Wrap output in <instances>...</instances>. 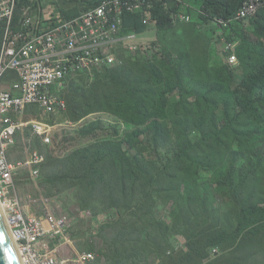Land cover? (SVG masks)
Returning a JSON list of instances; mask_svg holds the SVG:
<instances>
[{
  "label": "trees",
  "instance_id": "16d2710c",
  "mask_svg": "<svg viewBox=\"0 0 264 264\" xmlns=\"http://www.w3.org/2000/svg\"><path fill=\"white\" fill-rule=\"evenodd\" d=\"M194 1L204 14L184 8L188 24L173 21L183 6L172 0L146 8L148 26L126 16V33L155 29L151 47L118 48L116 63L70 77L61 93L71 122L99 115L87 128L95 140L46 166L39 153L41 163L16 176L45 175L92 215L115 211L119 221L105 227L123 230L110 264H264V10L220 29L209 22L232 19L246 0ZM37 7L18 0L15 26ZM205 25L218 28L224 47L237 44L236 66L217 60ZM36 112L27 108L23 120ZM214 247L221 254L210 259Z\"/></svg>",
  "mask_w": 264,
  "mask_h": 264
},
{
  "label": "built area",
  "instance_id": "2783aa9c",
  "mask_svg": "<svg viewBox=\"0 0 264 264\" xmlns=\"http://www.w3.org/2000/svg\"><path fill=\"white\" fill-rule=\"evenodd\" d=\"M184 6L185 0H172ZM154 0H100L94 7L72 19L54 21L50 15L40 17L34 9H27L23 21L15 26L18 0H0V27L3 40L0 47V205L10 228L23 264H89L91 253L59 256L56 247L66 236L69 227L64 216L30 215L16 188V176L41 163L38 152L28 159L13 162L9 150L15 136L23 128L31 127L44 144L50 142L51 127L39 120H23L27 108L38 107L44 116L65 115L67 105L61 98L66 81L77 74L93 72L118 60V48L135 52L139 46L136 32H125L128 15H144ZM264 10V0H246L230 19L215 18L214 23L227 27L233 20L250 23ZM173 21L189 23L191 16L172 14ZM143 24L151 22L144 18ZM226 62L238 63L235 46L228 44ZM13 76L15 78H13ZM39 170L32 175L38 177ZM37 204V200H30ZM89 214V213H86ZM90 215V214H89ZM55 247V248H54ZM221 252L209 250L210 259Z\"/></svg>",
  "mask_w": 264,
  "mask_h": 264
},
{
  "label": "rangeland",
  "instance_id": "374dc122",
  "mask_svg": "<svg viewBox=\"0 0 264 264\" xmlns=\"http://www.w3.org/2000/svg\"><path fill=\"white\" fill-rule=\"evenodd\" d=\"M32 1L37 2L38 7L34 9V11H36L40 17L44 18L50 15L54 21L64 19V12L74 13L78 11L79 8L81 10L87 5V3L84 2L85 0ZM52 1L55 3H52ZM186 2L184 6H187L189 2L196 3L194 0H186ZM175 3L179 5V2L175 1ZM198 7H200V5ZM182 9L184 12V7ZM211 23L210 21L209 24ZM203 28L205 30L201 28L202 31H206L210 37L216 40L214 42L217 51V60H221L222 57L225 62L223 52L227 49L226 40H224L226 43L224 47L218 40L221 36L216 26H208L206 28L205 25ZM150 31H152V33ZM154 31L155 29L151 28L146 32V34L150 35H141L139 45L151 47V39H154ZM235 45L237 46V44ZM136 54L137 53H135V55ZM93 73L94 72H91L89 75ZM66 84L67 83L64 84L62 91ZM24 116L25 115H23V117ZM26 116L29 117L28 119H35L48 124L52 129L50 132L51 140L49 144L46 145L41 142L42 139L36 138L34 134L29 132L27 127L21 129L18 134L17 144L10 154L11 161H24L31 154L38 152L44 158V166L47 165L52 157H66L72 154L77 148L95 140L92 139L93 133H89L87 128L92 122L100 120L98 118L99 115H92L84 121L75 123L69 120L67 113L64 116L63 114L57 116H44L42 113L36 112L31 116ZM101 117L108 118L103 115H101ZM16 188L18 195L22 198L30 215L44 217L46 214H52L56 218L64 216L68 219L69 227L67 229L69 230L68 234L66 232V236L69 242L61 240V243L56 245L59 249V256L91 253L94 255V261H92L91 264H110L108 256L114 255L115 250L118 248V246L113 243L114 237L123 230V223L116 227H105L110 223L119 221V217L115 211L102 213L97 216L92 215L90 212L81 211L75 202L74 191L66 192L63 190L61 184L46 182L45 175L37 179H32L28 177L26 173H22L16 178ZM30 200H37L38 202L37 204H32ZM168 211L169 207L163 206L157 211V215L161 218ZM149 261L148 264L153 262L152 259Z\"/></svg>",
  "mask_w": 264,
  "mask_h": 264
},
{
  "label": "water",
  "instance_id": "95a60500",
  "mask_svg": "<svg viewBox=\"0 0 264 264\" xmlns=\"http://www.w3.org/2000/svg\"><path fill=\"white\" fill-rule=\"evenodd\" d=\"M0 264H23L0 205Z\"/></svg>",
  "mask_w": 264,
  "mask_h": 264
},
{
  "label": "clouds",
  "instance_id": "9594fccd",
  "mask_svg": "<svg viewBox=\"0 0 264 264\" xmlns=\"http://www.w3.org/2000/svg\"><path fill=\"white\" fill-rule=\"evenodd\" d=\"M189 5H190V8H186V7H184V8H186V9H189V10H191V11H193V12H196V13H199V14H204V12H203V10H202V7H197V6H195V5H193V3L192 2H189ZM145 14H146V11L144 12ZM177 13H181V12H177ZM183 13H185V12H183ZM140 15V16H143V19L144 18H146V15ZM185 14H187V13H185ZM189 15V14H188ZM230 20V19H229ZM213 24H215L214 23V20H213V22H212ZM216 25V24H215ZM217 26V25H216ZM218 27V26H217ZM218 28H220V27H218ZM220 29H223V28H220ZM147 31H149V30H147ZM137 33V32H136ZM138 35H139V33H138ZM138 41H140V35H139V40ZM228 44H231V43H227V45ZM234 46H235V49H236V45L235 44H233ZM140 46V45H139ZM138 46V47H139ZM129 50V49H128ZM130 51V50H129ZM131 52H133V51H131ZM134 53V52H133ZM224 53V55L226 54V56H225V63H227L226 62V58L228 57V55H229V53L228 52H223ZM235 54H236V52H235ZM237 56V55H236ZM228 64V63H227ZM229 65V64H228ZM231 66V65H230Z\"/></svg>",
  "mask_w": 264,
  "mask_h": 264
},
{
  "label": "crops",
  "instance_id": "0c3cea01",
  "mask_svg": "<svg viewBox=\"0 0 264 264\" xmlns=\"http://www.w3.org/2000/svg\"><path fill=\"white\" fill-rule=\"evenodd\" d=\"M194 4H195V5H197V6H199V5H200V4H199V3H197V2H196V3H194ZM200 7H201V5H200Z\"/></svg>",
  "mask_w": 264,
  "mask_h": 264
}]
</instances>
